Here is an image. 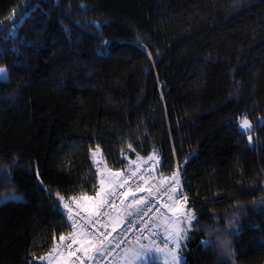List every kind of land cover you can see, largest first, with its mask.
Segmentation results:
<instances>
[{"label": "trees", "instance_id": "1", "mask_svg": "<svg viewBox=\"0 0 264 264\" xmlns=\"http://www.w3.org/2000/svg\"><path fill=\"white\" fill-rule=\"evenodd\" d=\"M0 68V264H72L57 193L95 196L97 148L182 176L176 264H264V0H0Z\"/></svg>", "mask_w": 264, "mask_h": 264}, {"label": "built area", "instance_id": "2", "mask_svg": "<svg viewBox=\"0 0 264 264\" xmlns=\"http://www.w3.org/2000/svg\"><path fill=\"white\" fill-rule=\"evenodd\" d=\"M151 174V172H145L115 187L112 193L105 198L97 215L91 220L80 213V210L78 211L73 204L67 203L69 208H66V215L70 221L81 227L84 234L89 236L93 242L103 243L105 251L99 258L108 257V259L99 264H114L129 244L140 245L151 241L155 245H167L168 242L153 229V222L167 205L170 195V190L167 188L157 191L149 200L144 202L116 233H111L106 226L107 216L124 201L126 195L136 192L142 178L150 177ZM73 241L67 240L63 246V253L71 258L72 264H92L94 260L87 259L80 251L81 241L75 240L77 241L75 243Z\"/></svg>", "mask_w": 264, "mask_h": 264}, {"label": "rangeland", "instance_id": "3", "mask_svg": "<svg viewBox=\"0 0 264 264\" xmlns=\"http://www.w3.org/2000/svg\"><path fill=\"white\" fill-rule=\"evenodd\" d=\"M5 70V69H4ZM4 75H0V77H4ZM245 117H242L238 120V129L240 132L247 134L249 143H250V139H249V132H246L244 129L241 128L240 124L241 121L244 119ZM248 120V119H247ZM249 121V120H248ZM251 131H252V127L250 129V135H251ZM95 153V156L93 155ZM90 158H91V162L93 167L96 169V191H95V196L92 199H89L88 197H80L77 198L76 202L80 203L82 205L87 206L91 201L96 204L99 203L100 205L102 204V199H103V194L107 192V190H110L112 188V186L116 183H118V181L120 180L122 174L124 173H128V175H132L133 177L140 175V174H144L145 172H153L156 173L157 169L159 168L160 164H161V159L157 158L156 156H151L153 157L152 159H149L148 161L145 159H141L139 157L135 158V161H133L130 165V167H127L126 172L124 171H116L114 172L113 170H111V168H107L106 164L104 163L103 159H102V154L99 151L98 153L96 152V150H93L90 153ZM131 162V161H130ZM141 162H146L147 166L144 168H139V165ZM120 173L119 175H115V173ZM178 173V172H176ZM179 175V183L177 184L176 179L172 177H164L162 175V177H158L160 176L158 173H156V177L149 179L146 176L144 178L141 179V181L139 182V188L137 191V194L134 197H130L127 196L125 198L123 208L120 211V207L114 211V214L112 215V217L114 218L115 221H119V222H123L127 217L128 214H130L132 212L131 210V206H137L140 203H142L144 201V197L143 194H146V192H148V188L149 190H152L153 193H155L154 191H160L162 189H169L173 187V192L170 191V196L168 199V205L167 207L164 209V212L166 213L163 219H159L157 221V225L159 226V229L161 231H163L165 238L169 240V242L171 244H173L174 246V253L169 257H166V261H163L162 259H155L153 260V262L157 261L161 264H176V262H174L172 260V256L175 255L178 257V250L181 249V246L183 244V242L185 241V239H182L179 241L180 247L177 248L176 247V241L174 239V237L176 236V233L179 229H183L185 230L184 232H181V235H186L187 237V232L192 228V224H193V220L191 221V224H189V215H194L193 212L190 210V208L187 206L186 200L184 199L185 197H180L179 193H182V186H181V180H182V176L178 173ZM157 179V180H156ZM157 181V187L155 186V182ZM125 183V180L123 179L121 181L122 184ZM153 188V189H152ZM150 192V193H152ZM99 193V195H98ZM152 193V195H153ZM151 195V196H152ZM98 205V206H100ZM182 205V207H181ZM97 206V207H98ZM81 208L85 209L83 206L80 205ZM117 212V213H115ZM158 219V218H157ZM91 245H94L91 242ZM137 248H135V250H133V257L136 259L137 258V253H139V249H142V247L140 245H136ZM148 251V250H146ZM163 255L167 256V254L163 253ZM144 258H145V263L143 262V264H147V261L149 260V256L145 255L144 253ZM124 255L122 254L116 261L114 264H118V262H121V264H127L124 262ZM171 257V258H170ZM179 259V258H178ZM177 259V262H179V260ZM169 261V262H168ZM65 264H68L67 262L64 261Z\"/></svg>", "mask_w": 264, "mask_h": 264}, {"label": "crops", "instance_id": "4", "mask_svg": "<svg viewBox=\"0 0 264 264\" xmlns=\"http://www.w3.org/2000/svg\"><path fill=\"white\" fill-rule=\"evenodd\" d=\"M143 162H141V164H142ZM140 164V165H141ZM115 172V171H114ZM128 173H124V174H122V176H121V178H120V180L118 181V183H116V184H114L113 186H112V188L110 189V190H107V192L106 193H104L103 194V199H102V202H103V200H104V198L107 196V195H109L110 193H111V191L114 189V187L116 186V185H118L119 183H121V181L123 180V179H125L128 175H127ZM157 180V179H156ZM154 181L156 184H155V186L157 187V181ZM153 189V188H152ZM148 192L150 193V192H152V190H149V188H148ZM148 192H146V194H143V197H144V200L145 199H147L148 198ZM130 197H134V196H130ZM101 202V203H102ZM81 206H83L85 209H87V211H88V214H89V216H93L94 214H95V212L98 210V208H99V206L98 205H100L99 203H96V204H94L92 201L87 205V206H85V205H82V204H80ZM140 205V204H139ZM98 206V207H97ZM138 206V205H137ZM137 206H131L130 208H131V210H132V212L130 213V214H128V217H130L132 214H134L135 212H136V210L134 209L135 207H137ZM122 209V208H121ZM121 209H120V211H121ZM115 213H117V212H115ZM114 213H112L109 217H108V227L110 228V230L112 229V231L113 232H117L118 231V226L122 223V222H119V221H115L114 220V218L112 217V215H113ZM165 214L166 213H164L161 217H160V220L161 219H163L164 218V216H165ZM127 217V218H128ZM126 218V219H127ZM125 221V220H124ZM123 221V222H124ZM70 237H72V238H80L81 240H82V242H83V247H82V252L83 253H85V254H87V256L90 258V259H96L97 257H100V256H102L103 255V253H104V249L103 248H101V249H98V247L96 246V244L95 243H93L87 236H85V235H83V232L81 231V229H79V228H74L73 230H72V233L70 234ZM86 241H90V242H92L94 245H91V243H86ZM135 248H137V247H132V246H129L128 247V249H126V252L124 253V262L125 263H127V264H143V262L145 263V258H144V253H147L148 251H146V250H149V249H151V252H150V254H148V256L150 257L149 258V260L147 261V264L149 263V262H151V261H153V260H155V259H157V257H160L162 260H165L163 257H161L160 256V254H158V253H160V252H158V249L157 248H155L154 246H152V245H150V244H147V245H145V246H142V249H139V254H140V259H135L134 257H133V255H134V253H133V250H135ZM60 251H61V246H60V249H59V251L57 252V254H56V257H58L59 255H60ZM64 259H56V260H54V262H52V263H49V264H65L64 263ZM166 261V260H165ZM177 260H174V262H176ZM66 262V261H65ZM69 264V263H68ZM118 264H121V262H118ZM165 264H167V263H165Z\"/></svg>", "mask_w": 264, "mask_h": 264}, {"label": "snow or ice", "instance_id": "5", "mask_svg": "<svg viewBox=\"0 0 264 264\" xmlns=\"http://www.w3.org/2000/svg\"><path fill=\"white\" fill-rule=\"evenodd\" d=\"M4 74H5V70H4L3 68H0V75H4ZM240 126H241V128L244 129L246 132H249V139H251L250 129H251L252 125H251V123L247 120V118H244V119L241 121ZM96 152H97V153L99 152V148L96 149ZM93 155L95 156V153H94ZM152 158H153V157H149V159H152ZM119 174H120V173H118V172L115 173V175H119ZM173 178L176 179V182H177V184H178V183H179V175H178V173H174V174H173ZM98 195H99V193H98ZM57 198L63 203V206H64L65 208H69V205H68L67 203L64 202V201H65V197H64V196H62V195H60L59 193H57ZM68 199L73 200V201H76V200H77V197H74V196H73V197H69ZM184 199L186 200L187 198L185 197ZM181 207H182V205H181ZM69 211H70V209H69ZM188 219H189V224H191V221L195 219V216L190 214L189 217H188ZM184 231H185V230H183V229H179V230L177 231V233H176V236L174 237V239H175V241H176V247H177V248L180 247L179 241L182 240V239H186V235H181V232H184ZM60 239H61V241H63V240L65 239V237H64V236H61ZM73 242L75 243V242H77V241L74 240ZM86 243H91V242H90V241H86ZM205 243H207V242H205ZM166 246H167V245H165V247H166ZM69 247H71V245H69ZM172 251L174 252L175 249H173ZM150 252H151V249H149L148 252L145 253V255L150 254ZM136 255H137V259H140V254L137 253ZM40 259H44V258L41 257ZM172 259H173V260H177L178 258H177V256L173 255V256H172Z\"/></svg>", "mask_w": 264, "mask_h": 264}, {"label": "bare ground", "instance_id": "6", "mask_svg": "<svg viewBox=\"0 0 264 264\" xmlns=\"http://www.w3.org/2000/svg\"><path fill=\"white\" fill-rule=\"evenodd\" d=\"M122 202H123V201H122ZM122 202H121V203H122ZM121 203H120V205H121ZM120 205H119V206H120ZM119 206H118V207H119ZM118 207H117V208H118Z\"/></svg>", "mask_w": 264, "mask_h": 264}]
</instances>
